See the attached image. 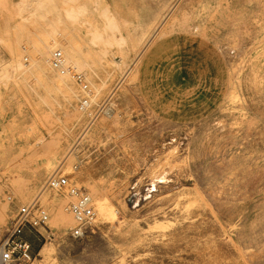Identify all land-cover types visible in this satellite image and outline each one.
Masks as SVG:
<instances>
[{"label":"rangeland","instance_id":"1","mask_svg":"<svg viewBox=\"0 0 264 264\" xmlns=\"http://www.w3.org/2000/svg\"><path fill=\"white\" fill-rule=\"evenodd\" d=\"M54 1L0 0V242L41 192L31 264H264V0ZM59 169L115 216L75 237Z\"/></svg>","mask_w":264,"mask_h":264},{"label":"built area","instance_id":"2","mask_svg":"<svg viewBox=\"0 0 264 264\" xmlns=\"http://www.w3.org/2000/svg\"><path fill=\"white\" fill-rule=\"evenodd\" d=\"M50 61L55 70L71 75L72 80L79 86L82 93L79 100L80 108L83 111L86 110L89 106L88 91H90V87L85 74L65 63L64 52L60 48L54 50ZM47 189L67 191L76 199L70 206V212L76 221V225L72 228V234L75 237H83L94 230L97 213L93 201L86 189L72 180L69 173L61 169L55 171L43 185V190ZM47 220L48 213L40 201V196H37L29 204L19 207L5 237L0 242V264H31L34 258L32 245L24 238V229L27 226L32 228L45 226Z\"/></svg>","mask_w":264,"mask_h":264},{"label":"bare ground","instance_id":"3","mask_svg":"<svg viewBox=\"0 0 264 264\" xmlns=\"http://www.w3.org/2000/svg\"><path fill=\"white\" fill-rule=\"evenodd\" d=\"M35 6V5H34ZM35 10H34V14L41 17V18H45L47 17L49 14L51 13H55L57 11V6L55 5V1L54 0H38V3H36V6L34 7ZM16 61V60H15ZM16 63V62H14ZM20 64H22L21 62H19ZM18 63V64H19ZM17 64V63H16ZM15 65V64H14ZM15 69V68H14ZM17 70V69H16ZM14 70V71H16ZM18 72V71H17ZM90 90V89H89ZM92 97V96H91ZM92 99V98H91ZM89 104H90V98H89ZM79 109L82 110L80 108V103H79ZM83 111V110H82ZM80 140V139H79ZM5 145V144H2V146ZM11 145V144H9ZM29 149V148H28ZM16 150V145H11V146H7L5 148H1L0 149V173L4 170V171H7L9 169V166L10 165H13L11 164L10 162V153L14 152ZM25 151V150H23ZM58 152V151H57ZM22 153V152H21ZM70 154V153H69ZM20 155V153H19ZM15 157V155H14ZM13 160V159H12ZM50 161V160H49ZM69 164H67L68 166ZM60 166V165H59ZM69 167V166H68ZM69 169V168H68ZM70 170V169H69ZM6 174V173H5ZM1 177V175H0ZM61 191V190H59ZM67 192V191H65ZM69 195L70 193L67 192ZM88 193V192H87ZM89 195V194H88ZM37 196H41V192L37 195ZM36 196V197H37ZM72 196V195H70ZM90 196V195H89ZM35 197V198H36ZM73 197V196H72ZM34 198V199H35ZM48 198V197H47ZM46 198V199H47ZM74 198V197H73ZM91 198V196H90ZM45 199V200H46ZM49 199V198H48ZM92 199V198H91ZM75 198H74V202H75ZM95 200V202H94ZM92 199L93 201V204L95 206V210H96V213H98V216L100 215V218H103L104 220H109L107 218H113L115 216V213H116V210L114 209L115 207H113L109 202V199H107V196L106 197H101V196H97L95 199ZM33 201V200H32ZM31 201V202H32ZM52 201V200H51ZM0 202H1V197H0ZM57 201H53V203L55 204ZM73 202V203H74ZM29 204V203H28ZM25 205V204H24ZM47 210V209H46ZM48 213V212H47ZM59 213H60V216L57 217V221L59 223V225H61L63 227V229H66L65 227H67L68 223H69V219H67L66 215L64 216L63 215V212L62 210L59 208ZM99 218V217H98ZM98 222V221H96ZM93 231V230H92ZM62 236V235H61ZM67 239V238H66ZM98 241V240H97ZM64 242V241H63ZM100 243V242H99ZM60 244V243H59ZM89 244V243H88ZM46 246V245H45ZM61 247V246H60ZM69 247V246H68ZM67 247V248H68ZM58 249V248H57ZM62 249V247H61ZM69 249V248H68ZM89 249V248H88ZM60 250V249H59ZM55 251V246L54 245H51V246H47L44 250L45 253H53ZM56 252V251H55ZM88 252V250H87ZM92 252V251H91ZM84 253V252H83ZM93 253V252H92ZM61 254V253H59ZM82 254V253H81ZM46 255V254H45ZM58 255V254H57ZM79 260L81 259V257L78 258ZM83 259V258H82ZM33 262V261H32ZM40 262V261H39ZM79 262V261H77ZM35 264V263H34Z\"/></svg>","mask_w":264,"mask_h":264},{"label":"crops","instance_id":"4","mask_svg":"<svg viewBox=\"0 0 264 264\" xmlns=\"http://www.w3.org/2000/svg\"><path fill=\"white\" fill-rule=\"evenodd\" d=\"M23 236L24 238L29 241L32 245V250L33 248H39V236L37 234V230L36 229H33L32 227L30 226H27L25 229H24V232H23ZM49 246V245H46V246H43L42 248V252H44L45 248ZM45 253V252H44ZM40 261V262H39ZM35 264H43V259H39V260H36L34 261ZM33 263V264H34Z\"/></svg>","mask_w":264,"mask_h":264}]
</instances>
